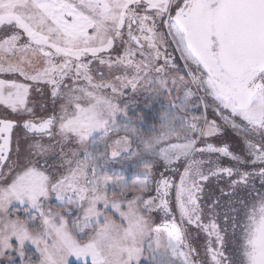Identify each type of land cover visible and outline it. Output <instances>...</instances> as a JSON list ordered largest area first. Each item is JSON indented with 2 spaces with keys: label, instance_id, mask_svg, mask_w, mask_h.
Here are the masks:
<instances>
[{
  "label": "snow or ice",
  "instance_id": "1",
  "mask_svg": "<svg viewBox=\"0 0 264 264\" xmlns=\"http://www.w3.org/2000/svg\"><path fill=\"white\" fill-rule=\"evenodd\" d=\"M0 264H264V0H0Z\"/></svg>",
  "mask_w": 264,
  "mask_h": 264
},
{
  "label": "rangeland",
  "instance_id": "2",
  "mask_svg": "<svg viewBox=\"0 0 264 264\" xmlns=\"http://www.w3.org/2000/svg\"><path fill=\"white\" fill-rule=\"evenodd\" d=\"M151 123H152L151 117H149L148 124L151 125Z\"/></svg>",
  "mask_w": 264,
  "mask_h": 264
},
{
  "label": "flooded vegetation",
  "instance_id": "3",
  "mask_svg": "<svg viewBox=\"0 0 264 264\" xmlns=\"http://www.w3.org/2000/svg\"><path fill=\"white\" fill-rule=\"evenodd\" d=\"M225 140H228L230 139V137H224ZM213 142H217V141H213Z\"/></svg>",
  "mask_w": 264,
  "mask_h": 264
}]
</instances>
